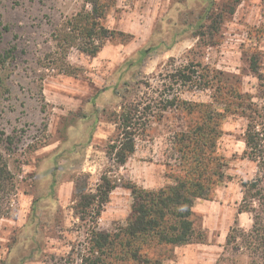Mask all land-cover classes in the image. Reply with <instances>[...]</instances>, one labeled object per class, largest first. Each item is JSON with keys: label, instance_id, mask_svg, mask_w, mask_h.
Wrapping results in <instances>:
<instances>
[{"label": "rangeland", "instance_id": "rangeland-1", "mask_svg": "<svg viewBox=\"0 0 264 264\" xmlns=\"http://www.w3.org/2000/svg\"><path fill=\"white\" fill-rule=\"evenodd\" d=\"M103 1L111 4L104 24L134 38L105 39L92 56L81 49V39L66 40L70 21L91 8L86 0H0V53L13 50L0 64V144L6 147V135L12 136L5 153L16 175L12 216L0 222V258L8 264H84L92 256V231L112 232L130 218L129 183L147 189L174 183L179 169L173 137L196 115L164 109L176 95L227 113L218 141L227 178L210 199L194 204L195 227L204 241L155 247L153 257L163 264H251L246 248L226 250L225 245L231 227L249 231L253 224L252 214L239 213V207L242 182L258 174V163L246 154V131L247 115L264 112V0H218L214 15L222 22L213 40L188 32L171 49L134 66L128 63H139L140 50L171 40L179 6L176 0ZM65 63L74 72H66ZM199 63L251 96L247 114L237 106L227 111L211 89L182 84L178 70L197 69ZM131 102L140 105L135 123L145 129L137 136L135 154L118 165L108 149L120 136L122 114ZM146 105L149 109H143ZM103 177L116 187L96 219L97 209L84 212L78 195L96 194ZM28 256L32 259L23 261Z\"/></svg>", "mask_w": 264, "mask_h": 264}, {"label": "trees", "instance_id": "trees-1", "mask_svg": "<svg viewBox=\"0 0 264 264\" xmlns=\"http://www.w3.org/2000/svg\"><path fill=\"white\" fill-rule=\"evenodd\" d=\"M86 2L91 8L81 11L70 21L71 31L66 38L70 44H76L81 39L85 42L81 49L96 56L105 39L120 38L122 43L132 41L134 35L110 29L104 24L103 19L111 7L110 3L107 4L103 0ZM175 3L181 11L178 9L179 17L173 23L175 27L172 26L171 40L164 38L155 45L140 50L137 60L139 63L128 65L143 64L150 54L171 49L188 32L204 40H213L222 22L221 16L214 15L218 0H176ZM196 3L200 5L198 8ZM233 11L234 9L231 10ZM3 28L8 29L7 26ZM12 51L10 49L4 54L0 53V64H6L4 62L11 56ZM251 66L256 73L259 71L254 59ZM64 69L69 73L74 72L69 63L64 64ZM178 71L176 76L182 84L211 89L217 93L214 95L215 100L221 98L220 102L223 101L222 104L227 106V111L232 110V106H237L242 108L241 114H247V104L250 103L251 96L244 93L229 77L221 76L215 68L199 63L197 69L188 67ZM167 102L164 106L166 110L176 108L187 111L186 115L196 114L190 119L187 128L176 132L173 137L179 169V173L173 177L174 183L158 189H147L129 183L128 187L134 197L130 218L125 225H119L112 232L93 230L92 256L85 258L84 264H122L121 262L127 260L135 263L163 264L153 257L155 247L204 241V234L198 232L195 227L193 207L198 198L210 199L215 186L227 178L226 158L218 152L221 124L227 113L218 111L212 104L196 103L176 95ZM125 106L122 131L108 149L109 157L118 165L126 164L135 154L137 136L145 129L135 123L139 117L138 102ZM148 106L143 109H149ZM247 116L250 121L246 131V154L249 159L258 163V174L253 179L242 182L244 196L239 213L250 212L253 224L249 231L238 225L231 227L225 249L246 248L251 264H264V112L258 109ZM5 140L6 147L0 144V222L3 218L12 216V196L16 191V175L5 153L6 149L10 150L14 140L11 135H6ZM90 141L91 139L88 143ZM103 180L104 183L98 186L96 194L80 192L78 195L80 205L85 208L84 212L86 208L97 209L96 219L116 187L110 178L103 177ZM37 210L38 199H35L33 216ZM27 259L32 257H25L23 261ZM0 264L8 262L0 258Z\"/></svg>", "mask_w": 264, "mask_h": 264}]
</instances>
